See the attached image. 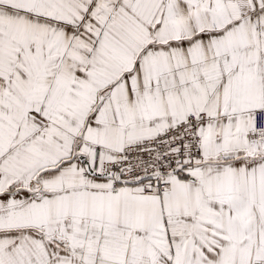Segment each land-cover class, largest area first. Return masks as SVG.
<instances>
[{
  "label": "snow or ice",
  "instance_id": "obj_1",
  "mask_svg": "<svg viewBox=\"0 0 264 264\" xmlns=\"http://www.w3.org/2000/svg\"><path fill=\"white\" fill-rule=\"evenodd\" d=\"M0 264H264V0H0Z\"/></svg>",
  "mask_w": 264,
  "mask_h": 264
}]
</instances>
